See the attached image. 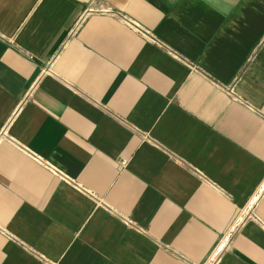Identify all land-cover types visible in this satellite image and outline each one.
I'll list each match as a JSON object with an SVG mask.
<instances>
[{"label": "crops", "instance_id": "crops-1", "mask_svg": "<svg viewBox=\"0 0 264 264\" xmlns=\"http://www.w3.org/2000/svg\"><path fill=\"white\" fill-rule=\"evenodd\" d=\"M221 243L264 264V0H0V264Z\"/></svg>", "mask_w": 264, "mask_h": 264}, {"label": "built area", "instance_id": "built-area-1", "mask_svg": "<svg viewBox=\"0 0 264 264\" xmlns=\"http://www.w3.org/2000/svg\"><path fill=\"white\" fill-rule=\"evenodd\" d=\"M249 214H250V211H249V210H245V212L242 214V217H249ZM242 217H240V218L238 219V222H237L236 225H238V224L241 223V218H242ZM236 225H235V226H236ZM222 245H223V243H221V245L219 246L217 252H216L215 255L211 258V260L209 261L208 264H214V261H215L216 255H218V253L220 252Z\"/></svg>", "mask_w": 264, "mask_h": 264}]
</instances>
